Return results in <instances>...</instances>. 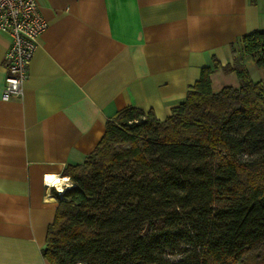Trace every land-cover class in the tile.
I'll return each instance as SVG.
<instances>
[{"label":"trees","instance_id":"1","mask_svg":"<svg viewBox=\"0 0 264 264\" xmlns=\"http://www.w3.org/2000/svg\"><path fill=\"white\" fill-rule=\"evenodd\" d=\"M255 2V0H251ZM238 86L201 68L163 120L128 106L62 170L41 255L50 264H242L264 252V29L230 45Z\"/></svg>","mask_w":264,"mask_h":264},{"label":"crops","instance_id":"2","mask_svg":"<svg viewBox=\"0 0 264 264\" xmlns=\"http://www.w3.org/2000/svg\"><path fill=\"white\" fill-rule=\"evenodd\" d=\"M37 3L48 25L19 98H1L10 36L0 33V264H50L41 248L59 198L45 176L71 186L63 168L84 161L108 118L135 106L163 120L213 59L212 90L237 87L221 69L230 45L264 29V0Z\"/></svg>","mask_w":264,"mask_h":264},{"label":"built area","instance_id":"3","mask_svg":"<svg viewBox=\"0 0 264 264\" xmlns=\"http://www.w3.org/2000/svg\"><path fill=\"white\" fill-rule=\"evenodd\" d=\"M47 25L37 0H0V33L10 36L3 57L5 76L2 99L19 98L23 95L28 65L37 47L38 37ZM53 181L54 179L50 184L55 186L56 193H62L63 186H58Z\"/></svg>","mask_w":264,"mask_h":264},{"label":"rangeland","instance_id":"4","mask_svg":"<svg viewBox=\"0 0 264 264\" xmlns=\"http://www.w3.org/2000/svg\"><path fill=\"white\" fill-rule=\"evenodd\" d=\"M257 73L261 76L260 78L264 79V69H256ZM258 75H256L255 70L252 72V78L256 79ZM260 80L262 83H264V81ZM61 186H63V191H64V184H62ZM62 191V192H63ZM56 192V190H55ZM242 264H264V252H260V253H251L249 255H247L245 261Z\"/></svg>","mask_w":264,"mask_h":264},{"label":"bare ground","instance_id":"5","mask_svg":"<svg viewBox=\"0 0 264 264\" xmlns=\"http://www.w3.org/2000/svg\"><path fill=\"white\" fill-rule=\"evenodd\" d=\"M54 179V184H59L60 183V178L56 177V176H48V183L50 184L52 182V180ZM63 180V179H62ZM68 183L70 184V182L68 181ZM71 185V184H70Z\"/></svg>","mask_w":264,"mask_h":264}]
</instances>
